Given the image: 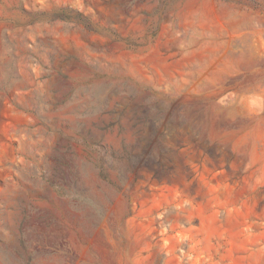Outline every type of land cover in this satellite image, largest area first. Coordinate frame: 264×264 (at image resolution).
Returning <instances> with one entry per match:
<instances>
[{
    "label": "rangeland",
    "instance_id": "rangeland-1",
    "mask_svg": "<svg viewBox=\"0 0 264 264\" xmlns=\"http://www.w3.org/2000/svg\"><path fill=\"white\" fill-rule=\"evenodd\" d=\"M0 264H264V0H0Z\"/></svg>",
    "mask_w": 264,
    "mask_h": 264
}]
</instances>
